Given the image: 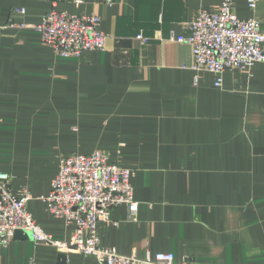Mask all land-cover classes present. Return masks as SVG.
Returning a JSON list of instances; mask_svg holds the SVG:
<instances>
[{
  "label": "crops",
  "instance_id": "crops-1",
  "mask_svg": "<svg viewBox=\"0 0 264 264\" xmlns=\"http://www.w3.org/2000/svg\"><path fill=\"white\" fill-rule=\"evenodd\" d=\"M221 1L0 0V171L15 194L28 191L45 233L71 236L43 202L61 157L100 151L133 171L138 203L135 219L117 206L98 224L101 246L138 259L171 253L173 264H264V61L225 71L217 89L176 41ZM247 3L233 0L234 13L264 34V0ZM53 5L97 15L104 49L56 56L35 29ZM0 264L98 262L22 235Z\"/></svg>",
  "mask_w": 264,
  "mask_h": 264
},
{
  "label": "built area",
  "instance_id": "built-area-1",
  "mask_svg": "<svg viewBox=\"0 0 264 264\" xmlns=\"http://www.w3.org/2000/svg\"><path fill=\"white\" fill-rule=\"evenodd\" d=\"M247 5L253 10L255 0H248ZM54 7L35 29L56 56L79 58L85 52L104 49L107 36L99 30L97 15H72ZM187 29L188 34L176 41L190 46L191 69L196 75H213L217 89L222 86L225 71L249 72L264 61V34L259 23L254 18L239 19L233 11V0H222L214 11H199ZM133 175L132 170L109 163L107 155L100 151L61 157L43 202L53 218L71 227V236L64 241L45 233L35 223L26 208L28 191L23 188L15 194L11 187L13 177L0 171V255L21 232L36 244L53 247L60 253L91 256L98 264H173L171 253H157L154 257L147 253L144 259H138L119 255L100 244L98 224L111 223L113 208L125 206L128 219H135L138 203L130 183Z\"/></svg>",
  "mask_w": 264,
  "mask_h": 264
},
{
  "label": "water",
  "instance_id": "water-1",
  "mask_svg": "<svg viewBox=\"0 0 264 264\" xmlns=\"http://www.w3.org/2000/svg\"><path fill=\"white\" fill-rule=\"evenodd\" d=\"M23 234L21 233V232H17L16 234H15V237H19V236H22Z\"/></svg>",
  "mask_w": 264,
  "mask_h": 264
}]
</instances>
